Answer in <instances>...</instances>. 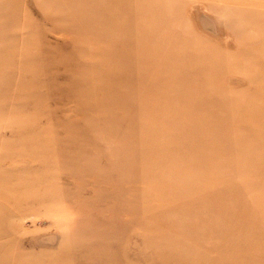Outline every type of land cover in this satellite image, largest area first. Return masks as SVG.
<instances>
[{
  "label": "rangeland",
  "instance_id": "1",
  "mask_svg": "<svg viewBox=\"0 0 264 264\" xmlns=\"http://www.w3.org/2000/svg\"><path fill=\"white\" fill-rule=\"evenodd\" d=\"M4 234L5 264H264V0H0Z\"/></svg>",
  "mask_w": 264,
  "mask_h": 264
},
{
  "label": "bare ground",
  "instance_id": "2",
  "mask_svg": "<svg viewBox=\"0 0 264 264\" xmlns=\"http://www.w3.org/2000/svg\"><path fill=\"white\" fill-rule=\"evenodd\" d=\"M158 15H160V13H158ZM154 46V45H153ZM113 56V53H112V55H111V57ZM113 58V57H112ZM111 58V59H112ZM131 59V58H130ZM114 60H116L115 58H114ZM114 60H111V61H114ZM110 61V60H109ZM117 61V60H116ZM134 63L133 64H135V62H136V60H135V58H134ZM118 62V61H117ZM117 62H115V64H114V71H115V74L118 76V75H121L122 76V78L124 79H126V80H133L135 77H136V73L134 72V69H133V67L130 65V64H124V65H122L121 63H117ZM180 63H183L182 61H181V59H180ZM127 66V67H126ZM131 67V68H130ZM175 67V66H174ZM165 75V74H164ZM162 77V76H161ZM120 80V79H119ZM208 84H210V82L208 81ZM136 85V84H135ZM118 86H120V85H118ZM118 86H116L119 90L120 89H122V92H118V93H115V96L117 97V99H120V98H124V97H126L128 100H130V99H134L135 101H136V99H137V96H138V94H139V91H137L135 94L134 93H131L130 92V89L132 88V87H134V84L132 83V82H129L128 83V85H127V88L126 89H124V88H122L121 86L120 87H118ZM135 88H138V89H140L141 88V86L139 85V86H136ZM125 91H124V90ZM155 90L156 89H154L153 90V93H155ZM161 90V89H160ZM160 90H158V91H160ZM134 91H135V89H134ZM162 91V90H161ZM167 91V94L169 95V96H167V98H170V100L172 101V99H175V98H178V96L177 97H175V96H173L172 94H170L171 93V91L169 92L168 90H166ZM169 92V93H168ZM106 93V92H105ZM165 93V92H164ZM176 93V92H175ZM114 95V94H113ZM175 95V94H174ZM114 96V97H115ZM196 100V99H195ZM206 102V101H205ZM193 104H195L194 102H193ZM207 104V103H206ZM194 106V105H193ZM120 108V106L118 107V104H116L115 103V105L113 106V109L114 110H120L119 109ZM134 109V106L131 108V107H129V108H127V107H125V108H122L121 107V110H126V111H128V110H133ZM120 110V111H121ZM137 124H140V123H137ZM133 125H134V123H133ZM236 139V143H238L239 142V138H235ZM129 168V167H128ZM123 179H129V180H134V179H137V177L138 176H134V175H132L133 173L132 172H128V170H127V168H125L124 170H123ZM128 180V181H129ZM0 237H2V238H4L5 237V234H4V236H0ZM3 256V255H2ZM5 257V256H4ZM0 263H3V264H5V262H4V259H3V261H0ZM16 263H20L18 260L16 261ZM7 264V263H6Z\"/></svg>",
  "mask_w": 264,
  "mask_h": 264
}]
</instances>
